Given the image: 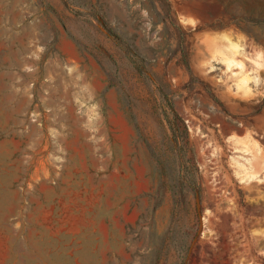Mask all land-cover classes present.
<instances>
[{"label":"rangeland","instance_id":"obj_1","mask_svg":"<svg viewBox=\"0 0 264 264\" xmlns=\"http://www.w3.org/2000/svg\"><path fill=\"white\" fill-rule=\"evenodd\" d=\"M264 0H0V264H264Z\"/></svg>","mask_w":264,"mask_h":264},{"label":"crops","instance_id":"obj_2","mask_svg":"<svg viewBox=\"0 0 264 264\" xmlns=\"http://www.w3.org/2000/svg\"><path fill=\"white\" fill-rule=\"evenodd\" d=\"M261 117L264 122V108L256 106L252 118Z\"/></svg>","mask_w":264,"mask_h":264}]
</instances>
